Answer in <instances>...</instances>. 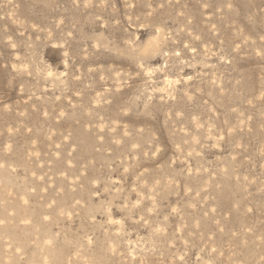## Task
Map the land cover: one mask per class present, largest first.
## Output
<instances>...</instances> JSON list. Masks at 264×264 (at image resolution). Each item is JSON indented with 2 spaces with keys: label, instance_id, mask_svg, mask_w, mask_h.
Instances as JSON below:
<instances>
[{
  "label": "rangeland",
  "instance_id": "obj_1",
  "mask_svg": "<svg viewBox=\"0 0 264 264\" xmlns=\"http://www.w3.org/2000/svg\"><path fill=\"white\" fill-rule=\"evenodd\" d=\"M0 264H264V0H0Z\"/></svg>",
  "mask_w": 264,
  "mask_h": 264
}]
</instances>
